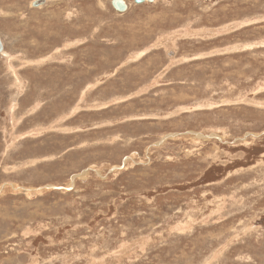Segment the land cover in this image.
Here are the masks:
<instances>
[{
    "label": "rangeland",
    "instance_id": "obj_1",
    "mask_svg": "<svg viewBox=\"0 0 264 264\" xmlns=\"http://www.w3.org/2000/svg\"><path fill=\"white\" fill-rule=\"evenodd\" d=\"M0 0V264H264V0Z\"/></svg>",
    "mask_w": 264,
    "mask_h": 264
},
{
    "label": "water",
    "instance_id": "obj_2",
    "mask_svg": "<svg viewBox=\"0 0 264 264\" xmlns=\"http://www.w3.org/2000/svg\"><path fill=\"white\" fill-rule=\"evenodd\" d=\"M44 0H38L35 2V5H38L39 3H42ZM137 2H142L143 0H136ZM150 2H153L154 0H148ZM112 5L114 8L119 12H124L128 9V5L124 0H112Z\"/></svg>",
    "mask_w": 264,
    "mask_h": 264
},
{
    "label": "bare ground",
    "instance_id": "obj_3",
    "mask_svg": "<svg viewBox=\"0 0 264 264\" xmlns=\"http://www.w3.org/2000/svg\"><path fill=\"white\" fill-rule=\"evenodd\" d=\"M145 0H143L142 2H144ZM155 1V0H154ZM35 5V2L33 3Z\"/></svg>",
    "mask_w": 264,
    "mask_h": 264
}]
</instances>
